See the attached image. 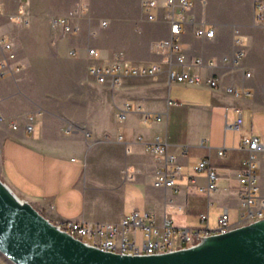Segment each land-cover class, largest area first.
<instances>
[{
    "label": "crops",
    "instance_id": "obj_1",
    "mask_svg": "<svg viewBox=\"0 0 264 264\" xmlns=\"http://www.w3.org/2000/svg\"><path fill=\"white\" fill-rule=\"evenodd\" d=\"M0 2L6 7L0 12V33L12 39L23 66L14 75H2L0 69V177L21 197L55 223L119 222L133 211H149L161 221L172 199L185 207L184 213L167 215L177 227H202L200 216L208 213L214 228L225 210L233 227L241 225L242 192L234 171L248 155L242 137L254 134L264 146V26L255 20L256 0H194L193 21L181 42L190 58L204 61L192 71L218 78L216 89L170 83L166 74L157 81L126 77L113 87L90 74L93 65L112 63L120 54L133 65L159 61L153 44L169 37V24L164 10L159 20H147L140 0ZM19 5L31 17L21 31L10 18ZM54 17H67L79 31L52 27ZM199 26L213 28L214 36L198 37ZM236 29L246 45L240 63L225 59L235 56ZM88 48L99 55H89ZM2 56L0 48V60ZM228 87L243 88L247 94H229ZM126 104L129 111L120 120ZM139 106L163 119L147 123ZM35 112L40 116L28 131V117ZM239 115L242 125L234 129ZM138 136L170 144L182 164L178 192L153 186L161 162L144 152ZM220 147L227 158L219 157ZM203 159L220 176V189L210 197L202 190L207 171L194 168ZM257 160L264 197V152ZM128 166L136 171L133 180L124 177ZM0 258L14 264L1 252Z\"/></svg>",
    "mask_w": 264,
    "mask_h": 264
},
{
    "label": "built area",
    "instance_id": "obj_2",
    "mask_svg": "<svg viewBox=\"0 0 264 264\" xmlns=\"http://www.w3.org/2000/svg\"><path fill=\"white\" fill-rule=\"evenodd\" d=\"M140 7L142 14L149 21L159 20L160 10H164V17L169 24V37L158 39L153 44L155 53L160 57L159 61L133 65L126 62L120 54L112 63L97 64L91 67L90 74L97 82L100 84L110 83L116 87L121 85L126 77H148L157 81L163 74H166L170 83H183L216 89L219 86L218 78L204 77L200 72L192 71V68L201 67L204 61L201 57L190 58L183 49L181 42L186 26L193 21L194 0H140ZM256 7L255 20L264 26V0H256ZM5 8V4L0 2L1 13L4 12ZM10 18L17 31L27 28L31 22V17L24 5H19L10 14ZM50 24L54 28L61 27L68 33L79 31V27L72 26L67 17L51 18ZM214 34L213 28L199 26L196 29L198 37L209 38L213 37ZM233 43L236 48L235 56L233 59H229V57H225V59L240 63L246 54V45L244 37L238 29L234 31ZM0 48L3 50V56L0 60L2 75H14L19 72L23 66L17 61L14 42L6 34L0 33ZM87 52L92 56L99 55V52L94 48H88ZM71 53L76 54L75 51H71ZM226 90L235 96L247 94L243 88L228 87ZM137 110L143 113L147 123L163 119L162 114L149 111L143 106H139ZM128 111L129 105L126 104L118 115L119 119L123 120ZM39 116L40 113L35 112L28 117L26 124L28 131L33 130L34 123ZM242 122V116L239 115L232 127L240 129ZM13 128H17L15 123ZM69 128L72 130V127ZM86 134L89 135V132L86 131ZM136 141L143 145L145 153L153 154L161 162V168L152 179L153 186L170 188L178 192V180L182 175V164L177 154L171 150L170 144L159 138L153 142H147L142 136H138ZM242 148L247 151V158L244 160L243 166L234 171L242 192L240 198L241 225L264 217V197L260 194L258 186L259 162L257 160V154L264 152V146L256 135L250 134L242 137ZM130 151L131 148L126 147V152L129 153ZM182 152H186L184 147ZM217 153L220 158H227V151L224 147L218 148ZM194 168L207 171L208 183L202 187L207 196L210 197L217 193L220 189V176L210 161L203 159ZM135 173L134 167L128 166L124 170V177L133 180ZM184 212L185 207L183 205L176 204L170 199L165 204V214L161 221L149 211H133L125 215L119 222L62 220L57 224L75 237L104 250L132 254H154L186 247L197 243L202 236L226 232L234 228L229 221L226 210L218 216V224L214 228L209 226L208 213L200 216L204 223L202 227H177L167 216L169 213Z\"/></svg>",
    "mask_w": 264,
    "mask_h": 264
},
{
    "label": "water",
    "instance_id": "obj_3",
    "mask_svg": "<svg viewBox=\"0 0 264 264\" xmlns=\"http://www.w3.org/2000/svg\"><path fill=\"white\" fill-rule=\"evenodd\" d=\"M0 252L14 264H264V217L186 247L120 253L75 237L0 177Z\"/></svg>",
    "mask_w": 264,
    "mask_h": 264
},
{
    "label": "rangeland",
    "instance_id": "obj_4",
    "mask_svg": "<svg viewBox=\"0 0 264 264\" xmlns=\"http://www.w3.org/2000/svg\"><path fill=\"white\" fill-rule=\"evenodd\" d=\"M5 256V255H4ZM5 259H8L6 256H5ZM9 260V259H8ZM7 264L6 262H3L2 260H1V258H0V264Z\"/></svg>",
    "mask_w": 264,
    "mask_h": 264
}]
</instances>
